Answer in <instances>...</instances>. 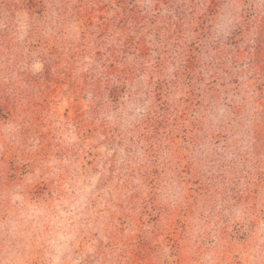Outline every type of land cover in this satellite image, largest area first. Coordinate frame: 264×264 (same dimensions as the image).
Listing matches in <instances>:
<instances>
[{
	"label": "rangeland",
	"instance_id": "1",
	"mask_svg": "<svg viewBox=\"0 0 264 264\" xmlns=\"http://www.w3.org/2000/svg\"><path fill=\"white\" fill-rule=\"evenodd\" d=\"M0 264H264V0H0Z\"/></svg>",
	"mask_w": 264,
	"mask_h": 264
}]
</instances>
